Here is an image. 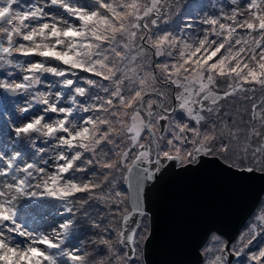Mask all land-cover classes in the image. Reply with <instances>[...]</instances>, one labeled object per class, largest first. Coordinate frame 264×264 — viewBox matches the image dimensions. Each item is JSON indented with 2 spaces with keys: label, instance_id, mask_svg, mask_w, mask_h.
<instances>
[{
  "label": "snow or ice",
  "instance_id": "6c2138e0",
  "mask_svg": "<svg viewBox=\"0 0 264 264\" xmlns=\"http://www.w3.org/2000/svg\"><path fill=\"white\" fill-rule=\"evenodd\" d=\"M88 5L0 0V264H147L146 205L173 169L264 178V0L180 33V0ZM20 201L64 218L29 228ZM210 239L203 264H264V211Z\"/></svg>",
  "mask_w": 264,
  "mask_h": 264
},
{
  "label": "water",
  "instance_id": "95a60500",
  "mask_svg": "<svg viewBox=\"0 0 264 264\" xmlns=\"http://www.w3.org/2000/svg\"><path fill=\"white\" fill-rule=\"evenodd\" d=\"M263 196L264 178L258 173L228 175L198 165L173 169L146 205L153 230L147 264H201L210 235L233 241Z\"/></svg>",
  "mask_w": 264,
  "mask_h": 264
},
{
  "label": "rangeland",
  "instance_id": "374dc122",
  "mask_svg": "<svg viewBox=\"0 0 264 264\" xmlns=\"http://www.w3.org/2000/svg\"><path fill=\"white\" fill-rule=\"evenodd\" d=\"M79 3L82 6L90 7V5H88V0H79ZM224 3L225 0H180L181 5L190 4L191 7L174 10L171 18V23L170 25H168V27H170L176 33H180L186 27V25L192 24L199 18H202L205 13L215 14L217 12V9ZM197 27H199L198 24ZM51 79L52 78L49 77V80ZM5 143L9 142L5 140ZM19 205L21 208V212L23 213L21 219L25 222L26 226L32 229L47 231L55 223L64 218L58 215V213L62 212L63 209L60 208L59 203L55 201H20ZM262 211H264V197L262 199V202L260 203L259 209L257 211H254L253 216H251L247 220L240 231L243 230L256 216L260 215ZM77 222L79 223V220ZM211 235L205 245L201 248V254L203 248L206 245L212 243L210 239ZM78 238H81V236ZM221 238L225 242L224 238ZM18 239L22 240L23 238ZM201 264H203V262ZM232 264H236L235 260H233Z\"/></svg>",
  "mask_w": 264,
  "mask_h": 264
},
{
  "label": "trees",
  "instance_id": "16d2710c",
  "mask_svg": "<svg viewBox=\"0 0 264 264\" xmlns=\"http://www.w3.org/2000/svg\"><path fill=\"white\" fill-rule=\"evenodd\" d=\"M264 197V196H263ZM263 199V198H262ZM261 202H262V200H261ZM260 202V203H261ZM260 203H259V205L257 206V208H256V211L259 209V207H260ZM254 214V213H253ZM253 214L251 215V216H253ZM250 216V217H251ZM79 220V219H78ZM79 223H80V221H79ZM81 233H82V235H81V238H83V234H86V232H87V229L86 228H81Z\"/></svg>",
  "mask_w": 264,
  "mask_h": 264
}]
</instances>
